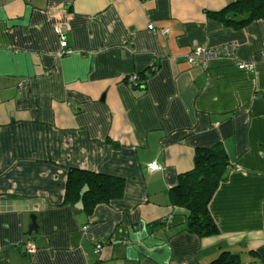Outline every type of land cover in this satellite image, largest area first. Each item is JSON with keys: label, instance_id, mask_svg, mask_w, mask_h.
<instances>
[{"label": "crops", "instance_id": "crops-1", "mask_svg": "<svg viewBox=\"0 0 264 264\" xmlns=\"http://www.w3.org/2000/svg\"><path fill=\"white\" fill-rule=\"evenodd\" d=\"M236 1L0 0V264H264V19L211 15ZM229 43L254 69L186 60ZM218 144L232 167L201 238L171 191ZM71 169L124 179L122 198L74 208Z\"/></svg>", "mask_w": 264, "mask_h": 264}, {"label": "trees", "instance_id": "trees-1", "mask_svg": "<svg viewBox=\"0 0 264 264\" xmlns=\"http://www.w3.org/2000/svg\"><path fill=\"white\" fill-rule=\"evenodd\" d=\"M211 15L241 28L253 21L264 19V0H237L221 12ZM231 167L225 148L218 144L198 149L195 167L179 176L177 186L171 191L172 202L188 211L187 230L190 233L201 238L219 235L220 231L210 214L209 204ZM124 188L125 181L122 178L71 169L65 202L91 215L98 205L122 198ZM212 264H239V261L236 256L223 253Z\"/></svg>", "mask_w": 264, "mask_h": 264}, {"label": "built area", "instance_id": "built-area-1", "mask_svg": "<svg viewBox=\"0 0 264 264\" xmlns=\"http://www.w3.org/2000/svg\"><path fill=\"white\" fill-rule=\"evenodd\" d=\"M148 28L150 30L154 29L153 25H149ZM55 32L60 39V47L61 51L59 53L60 56H67L72 53L71 48L69 47L68 40L64 32L62 31L61 27H56ZM162 33L166 35L168 30H163ZM237 44L229 43L225 44L220 47H203L197 46L192 49L190 53L186 55L187 62L196 67H207L211 62L216 60H229L235 63V65L244 70H252L254 69V65L251 63H245L240 61L237 56ZM128 81L134 86H140V76L139 75H132L128 78ZM161 169V165L159 164H151L149 167L150 171H157ZM87 228L85 227L84 230ZM26 250L29 253H34L36 251V247L32 243H27L25 245ZM103 250L102 244H97L94 249V253L99 255Z\"/></svg>", "mask_w": 264, "mask_h": 264}, {"label": "water", "instance_id": "water-1", "mask_svg": "<svg viewBox=\"0 0 264 264\" xmlns=\"http://www.w3.org/2000/svg\"><path fill=\"white\" fill-rule=\"evenodd\" d=\"M32 225L29 227V234H32L33 232H36L37 231V228H38V225L36 223V220L35 218L33 217L32 218Z\"/></svg>", "mask_w": 264, "mask_h": 264}]
</instances>
